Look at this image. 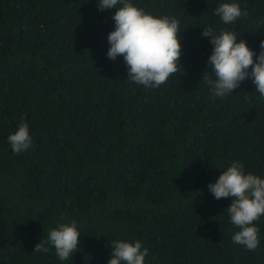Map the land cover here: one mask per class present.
<instances>
[{
    "label": "trees",
    "instance_id": "trees-1",
    "mask_svg": "<svg viewBox=\"0 0 264 264\" xmlns=\"http://www.w3.org/2000/svg\"><path fill=\"white\" fill-rule=\"evenodd\" d=\"M130 2L180 22L183 73L159 88L131 82L123 57H107L115 8L0 0V264H107L115 239L141 241L145 264H264V215L248 251L231 239V198L207 187L233 161L264 178V98L249 77L213 99L201 81L213 46L200 35L234 30L258 54L264 0ZM224 2L248 15L225 25L214 15ZM21 117L33 146L15 154L7 138ZM72 220V257L33 252Z\"/></svg>",
    "mask_w": 264,
    "mask_h": 264
},
{
    "label": "clouds",
    "instance_id": "clouds-1",
    "mask_svg": "<svg viewBox=\"0 0 264 264\" xmlns=\"http://www.w3.org/2000/svg\"><path fill=\"white\" fill-rule=\"evenodd\" d=\"M112 8L116 9L112 15L115 27L107 35L110 46L106 54L112 60L123 57L127 78L131 82L145 88H159L174 74L183 73L179 35L182 30L177 18L154 16L130 0H97L99 11ZM214 15L228 25L248 13L242 11L238 3L224 2L214 9ZM200 35L207 37L213 46L207 58L211 71L202 73L201 80L209 87L213 99L232 94L249 77L260 97L264 98V40L260 41L257 54L244 39L237 41L238 33L234 30L221 29L217 33L212 27H205ZM7 139L15 154L33 146L29 126L23 117ZM207 187L217 200L231 198L228 215L231 223L239 229L232 236V242L244 246L248 251H255L260 240L254 221L264 215V178L251 172L245 173L244 165L240 161H233ZM80 235L75 220L58 223L49 231L46 240L41 239L34 246L33 252H47L48 246H52L59 260H68L78 250ZM110 244L107 264H145L149 251L141 241L115 239Z\"/></svg>",
    "mask_w": 264,
    "mask_h": 264
}]
</instances>
